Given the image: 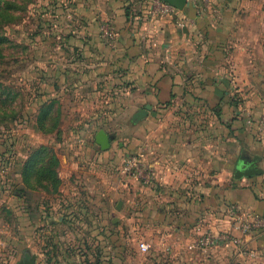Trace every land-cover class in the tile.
I'll return each mask as SVG.
<instances>
[{
	"label": "crops",
	"instance_id": "0c3cea01",
	"mask_svg": "<svg viewBox=\"0 0 264 264\" xmlns=\"http://www.w3.org/2000/svg\"><path fill=\"white\" fill-rule=\"evenodd\" d=\"M73 3L78 7L66 15L62 42L77 46L81 70L73 85L86 88L81 97L85 104L102 102L97 113L129 115V122L119 127L127 133L123 152L142 148L154 181L135 182L112 173L120 155L111 148L115 132L98 125L94 133L102 128L113 135L109 146L100 148L94 133L86 143L76 139L80 158L75 157L74 166L68 160L61 163L70 168V179L76 172L72 169L81 163L82 171L88 160L98 167L96 180L90 185L80 182L78 205L63 207L57 219L50 202L44 213L37 209L36 241L30 250L21 249L15 264L23 257L33 258L34 264H81V259L102 264L105 258L110 264H264V246H258V240L264 241V225L250 233L258 249L254 256L220 247L187 249L203 226H229V203L264 219V132L257 124L264 109V0H186L180 9L170 4L156 12L151 11L155 0ZM145 104L147 113L133 120L132 114ZM241 154L259 155L256 165L262 171L234 177ZM57 176L61 184L62 176ZM85 200L90 207L115 200V208L122 204L121 210H130L122 223L142 227L147 250L125 254L124 261L116 251L108 255L98 250L101 254L95 251L92 258L86 243H100L104 236L85 230L78 234L72 222L77 215L79 229L86 228L83 215H90L91 208ZM102 209L91 214L88 223L100 230ZM60 219L75 240L62 237ZM115 220L119 222V216H113Z\"/></svg>",
	"mask_w": 264,
	"mask_h": 264
},
{
	"label": "rangeland",
	"instance_id": "374dc122",
	"mask_svg": "<svg viewBox=\"0 0 264 264\" xmlns=\"http://www.w3.org/2000/svg\"><path fill=\"white\" fill-rule=\"evenodd\" d=\"M73 2L75 0H0V264H15L22 247L31 249L32 241H36V219L40 212L38 208L43 209L39 213L42 214L46 210V204L50 202L53 206L51 214H55L57 219L63 207L66 206V210H69L71 207L74 209L73 203L78 205L79 183L85 181L90 185L96 180L95 171L98 167L88 160L82 171L79 169V166H82L80 163L72 169L76 171L71 172L73 178H67L70 168L66 169V165L61 163L68 160L69 164L74 166L75 163L72 162H76L75 157L80 158L76 139L84 138L83 142L86 139L90 141L98 125L108 127L109 131L114 130L111 148L118 149L120 155L110 169L112 173L120 172L123 158L128 153L123 152L122 148L125 146L127 133L120 131L119 127L121 122H129V115L97 113L96 108L102 102L89 100L85 104L81 97L86 93V88L81 84L73 85L81 70L77 46L72 49L62 43L63 30L67 28L66 15L69 13L72 16L78 7ZM68 60H73L72 65ZM54 84H58L57 89H54ZM51 97L54 99L51 113L43 128H39L40 126L36 125L39 105ZM83 105L88 107L83 108ZM102 117L104 121L98 124L97 121ZM39 145H44L55 155H60L59 164L55 167L62 176L61 184L60 180L58 183V193H48L42 187L29 188L30 186L21 179L20 168L23 160ZM85 170L89 173L84 172ZM133 179L135 182H141L140 179ZM85 202L88 208H91V214L95 211L99 213V209L103 208V216L100 217L103 223L101 230L88 224L92 218L91 214L83 215L88 222L86 228L79 229V221L74 219L77 215H74L72 221L78 234L85 230L84 233L88 235L93 236L101 232L104 236L100 243L93 240L86 243L85 250L92 253V258L93 253H98V250L108 255L119 252L120 260L123 261L125 254L135 256L139 250L136 248L137 242L143 240L142 227L135 226L130 230V227L122 223L131 211L121 210L122 204L118 209L115 208V200L103 204L93 203L98 205L94 207L89 206L88 200ZM113 216H119V222H113ZM225 216L230 220L226 213ZM40 219L45 223L44 218ZM57 221L60 222L61 219ZM115 223H119V227ZM58 227L59 231L65 230L66 233L62 232L64 239L70 236V240H75L74 232L67 228L66 222H60ZM206 227L209 226H203L200 231ZM251 232L241 235L242 243L239 249L228 247L224 251L233 254L235 251L244 250L249 256H254L258 249L254 245ZM111 233L113 241L109 237ZM115 235L118 237L115 238ZM258 243V246H264V241L258 240ZM80 248L83 250V247ZM187 249L200 248L187 245ZM109 259L105 258L102 264H110ZM76 263V260L71 262ZM81 264H85L83 259Z\"/></svg>",
	"mask_w": 264,
	"mask_h": 264
},
{
	"label": "built area",
	"instance_id": "2783aa9c",
	"mask_svg": "<svg viewBox=\"0 0 264 264\" xmlns=\"http://www.w3.org/2000/svg\"><path fill=\"white\" fill-rule=\"evenodd\" d=\"M155 3L157 4L151 6L152 12L161 9L166 10L170 6L166 1L158 2V0H155ZM257 124L258 129L264 132V109L257 117ZM120 172L129 177L140 179L144 183L154 181L152 168L145 160L143 149L127 153L123 158ZM225 213L232 220L226 229L206 227L197 233L196 237L188 243V246L191 248L236 247L239 249L242 243V234L264 225L262 218L254 217L249 212H243L237 206H228ZM137 248L140 251H145L148 248V244L143 240H139Z\"/></svg>",
	"mask_w": 264,
	"mask_h": 264
},
{
	"label": "trees",
	"instance_id": "16d2710c",
	"mask_svg": "<svg viewBox=\"0 0 264 264\" xmlns=\"http://www.w3.org/2000/svg\"><path fill=\"white\" fill-rule=\"evenodd\" d=\"M53 101L54 99L51 97L40 103L36 117L37 127L43 128L45 125V121L51 113ZM57 163L58 159L54 152L44 145H39L33 148L23 160L20 168L21 179L30 186L29 188L42 187L45 191H56L59 183L55 169ZM228 206L234 205L229 203ZM94 262L95 259L88 264H94Z\"/></svg>",
	"mask_w": 264,
	"mask_h": 264
},
{
	"label": "water",
	"instance_id": "95a60500",
	"mask_svg": "<svg viewBox=\"0 0 264 264\" xmlns=\"http://www.w3.org/2000/svg\"><path fill=\"white\" fill-rule=\"evenodd\" d=\"M165 1L178 9L182 8L186 2V0H165ZM148 107H149V104H145L143 107L138 108L132 114V119L137 120V119L142 118L147 113ZM112 137H113L112 134L106 133L105 130L102 128L97 129L96 132L94 133V140L96 143H98L99 147L102 149L107 148L109 146V140ZM259 157L260 156L257 154H252L250 157H246L241 154L234 166L233 176L236 178H240L243 176L244 177L250 176L252 174L261 172L262 169L256 165V160ZM17 264H34V259L25 258V259L19 260Z\"/></svg>",
	"mask_w": 264,
	"mask_h": 264
},
{
	"label": "flooded vegetation",
	"instance_id": "af4514ba",
	"mask_svg": "<svg viewBox=\"0 0 264 264\" xmlns=\"http://www.w3.org/2000/svg\"><path fill=\"white\" fill-rule=\"evenodd\" d=\"M22 250H26V251H28L27 248H23V247H22ZM22 250H21V251H22ZM28 257H29V256H28ZM26 258H27V257H26ZM22 259H25V257H23Z\"/></svg>",
	"mask_w": 264,
	"mask_h": 264
}]
</instances>
